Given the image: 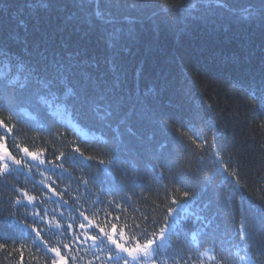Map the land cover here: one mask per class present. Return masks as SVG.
Listing matches in <instances>:
<instances>
[{
	"label": "trees",
	"instance_id": "trees-1",
	"mask_svg": "<svg viewBox=\"0 0 264 264\" xmlns=\"http://www.w3.org/2000/svg\"><path fill=\"white\" fill-rule=\"evenodd\" d=\"M77 2L51 0L54 6L45 9L35 6L37 0H0V50L14 60H35L41 52L61 59L71 54L96 63L100 71H108L111 60L121 74V94L145 102L165 118L171 117L172 131L166 137L156 133L155 139L149 141L154 129L147 122L133 117L120 127L124 142L135 148L138 160L128 158L127 175L123 159L117 165H109L111 171L106 175L127 183L129 176L137 174L133 169L138 167L142 187L135 189L132 201L125 199L121 208H116L108 205L111 196L101 195L100 186L89 184L86 190L77 182L79 177L96 173L98 160L103 159L108 165L109 147L115 135L111 127L90 112L73 113L70 109L65 112L83 132L74 129L65 118L52 113L46 115L31 107L0 112V120L6 121V125L0 124V144L17 158L23 159L20 149L28 148L43 150L46 160L56 163V155L71 152L74 147L93 157L85 160L77 154L78 163L64 164L70 174L56 170L59 178L50 166L46 171L44 166H37L38 162L30 161L31 171L22 169L13 172L8 183L0 181V237L18 238L17 230L22 225L15 220L9 222L10 213L16 219L33 222L31 206L27 216L26 209L9 207L13 185H22L32 190L33 195L39 191L43 198L37 201L35 211L51 213L56 208L52 200L44 203L47 189L40 183L41 180L47 183L46 177L51 176L57 190L66 191L64 198L70 201V207L59 209L64 213L65 227L74 222L73 207L78 205L102 222L116 223L118 229H123L126 240L136 236L142 242V229L153 231V220L158 222L157 231L163 226L161 208L173 197L180 198L184 190L183 184L174 183L176 174L187 173L191 167L199 169L192 178L200 190L208 192L202 181L210 173L214 181L212 188L220 196L213 198L209 208L205 207L208 203L205 196L177 210L176 226L170 230L167 242L157 249L156 264L186 261L187 264H241L239 257L244 247L257 264H262L264 222L258 209L264 205V127L261 126L264 109L253 103L250 93L264 66V27L258 19L246 18L244 11L258 0H223L225 7L206 5L203 0H84L82 8L76 6ZM178 3L184 4L192 16H206L208 22L188 23L186 27L185 16L169 11ZM97 5L117 18L138 17L134 35L122 33L115 47L109 48L107 32L111 26L101 25L96 19ZM118 26L128 27L126 23ZM5 63L6 57L0 54V65ZM186 75L191 79H185ZM128 127L132 133L127 131ZM213 128L218 129L224 167L238 172L236 179L243 185L241 198L229 194L230 178L218 170L215 157L201 153L189 140L197 133L206 134L211 140ZM165 142L169 158L160 161L166 167L164 179L157 182L152 171V165L157 162L155 149ZM177 188L181 191L177 192ZM98 199L103 202L93 203ZM145 216L150 218L147 225ZM137 224L141 225L140 229L135 228ZM241 224L245 241L238 238ZM40 227L45 228L42 238L52 244L71 242V233L65 240L47 230L46 225ZM34 236L32 233L19 240L24 245L23 257L19 244L13 251L14 244L9 239L7 249L0 250V264H50L45 259V250H37L39 240L34 242ZM94 251L87 244L70 248L68 264H100ZM72 256L76 257L75 261Z\"/></svg>",
	"mask_w": 264,
	"mask_h": 264
},
{
	"label": "snow or ice",
	"instance_id": "snow-or-ice-1",
	"mask_svg": "<svg viewBox=\"0 0 264 264\" xmlns=\"http://www.w3.org/2000/svg\"><path fill=\"white\" fill-rule=\"evenodd\" d=\"M203 3L225 7L223 0H203ZM35 6L47 9L54 5L51 0H37V5ZM76 6L82 8L84 0H78ZM144 7H148V5H144ZM169 11L185 16L186 27L188 23L197 21L208 22L206 16H192V13L182 3H178L174 9L170 8ZM244 11L247 13L246 18L258 19L261 26L264 27V0H258L257 4L251 5L250 8ZM95 17L101 25L111 26V30L107 32L109 48L115 47L122 33L129 36L134 35V25L138 21V17L134 16L117 18L110 12L101 11L98 5ZM189 17L191 19H188ZM125 23L128 25L126 29L118 26ZM21 24H23V21H21ZM0 54L6 57V63L0 65V112L8 110L11 113L17 109L31 107L46 115L48 113L63 115L69 109L73 113L84 112L87 114L90 112L94 114L106 126L111 127L115 134L114 141L109 147V161L108 165H105L103 159L98 160L96 173L87 178L79 177L77 182L86 190L89 184L100 186L98 191L101 195L108 193L111 196V199L107 202L109 206L115 205L116 208H121V202L125 199L132 201L135 189L142 187L140 176L138 175L139 168L133 169L137 174L129 176L127 183L114 177L109 179L106 175V173L111 171L109 165H117L122 159L124 160L125 174L127 175L129 168L128 158L138 160L135 148L124 142L120 127L127 125L133 117L138 121L147 122L154 129L153 134L148 137V140L151 141L155 139L156 133L164 137L169 135L172 131L169 123L171 117L165 118V116L158 113L145 102L121 94L119 90L121 74L114 67L111 60L108 61L109 70L100 71L99 65L96 63L80 60L77 56L71 54L67 58L61 59L58 56L50 58L44 52H41L35 60H24L22 58L14 60L9 58L8 53L3 50H0ZM185 79L191 78L186 75ZM251 88L250 95L253 103L264 109V66L261 67L259 81H254ZM0 124L6 125V121L0 120ZM261 126L264 127V123ZM127 131L132 133L133 130L128 127ZM177 131L179 130L177 129ZM212 131L211 140L206 134L201 136L198 133L195 138L190 136L189 140H191L192 144H195L196 149H199L201 153L207 152L215 157V164L219 166L218 170L224 171L230 178L228 181L230 185L229 194L235 198H241L240 190L243 185L236 179L238 172L235 170L228 171L224 167L217 136L218 129L213 128ZM197 141L201 142L198 143ZM167 148L168 145L165 142L160 143L155 149L157 162L152 165V171L155 174L153 178L157 182L164 179L163 170L166 165L160 163V161L169 158ZM20 151L24 154L23 159L17 158L4 144H0V181L8 183V177L13 172H19L22 169L31 171L33 163H30V161L38 162L37 166H44L46 171L50 166L53 174H57V169L61 172L69 173V169L64 164L69 162L78 163L77 154L85 160L93 159L91 156H85L79 147L72 148L71 152H60L55 156L56 163L52 160H46L43 150L30 151L28 148H21ZM201 159H203V156H201ZM194 171H199V169L193 170L189 167L187 173L178 172L176 174L174 183L184 185L181 197H173L170 203L165 204L161 208V211L164 212L162 218L163 226L159 227L158 231L156 230L158 222L155 220L152 223L153 231L149 233L147 227L142 229V235L144 236L142 242L137 241L136 236L126 240L123 229H118L116 223L102 222L95 214L92 216L88 215L86 210L81 209L78 205L73 207L74 222L68 223L65 227L63 223L64 213L60 212L59 209L70 207V201L64 198L67 195L66 191L57 190L55 181L52 180L51 176L46 177L47 183L45 180L40 182L47 189V194H44L47 199H44V203L46 204L49 200H52V203L56 205V208L51 213L35 211L38 207L37 201L43 198L39 191L33 195L31 194L32 190L22 185H13L8 202L9 207L24 208L27 216L29 215L27 209L31 206L33 211H31L30 215L33 222L28 223L23 218L16 219L15 215L10 213L7 220L9 222L15 220L16 223L22 225V228L17 230L18 238L0 237V250L7 249L8 240L11 239L14 244L13 251H16L15 245L19 244V240L35 233L33 241L39 240L37 250L39 251L40 248L45 250V259L46 261L50 260V264H68V259L66 258L69 254L68 250L77 246L82 247L85 244L89 245L90 249L95 250L93 255L97 261H100V264H145V261H149L150 264H156L157 249L161 247V244H157V241L163 242L166 240L170 230L176 226L175 217L177 210L183 208L189 202H196L205 196L208 198V203L205 207L209 208L214 203L213 198H219L220 196L219 191L212 188L214 181L210 173L206 174L202 181L208 187V192H202L192 178ZM165 191H167V188ZM176 191L180 192L181 190L177 188ZM53 197L58 199L53 200ZM102 202V199H98L93 203ZM75 213H78V216H75ZM258 213L261 221L264 222V205L259 206ZM149 219L148 216H145V225L148 224ZM75 220L80 222L77 224ZM40 225H46L47 230L54 231L55 234H59L65 240L67 239V234L71 233V242H66L62 245L59 242L57 244L50 243L46 238H42L45 228L40 227ZM135 228L140 229L141 225L137 224ZM238 238L240 241L246 240L243 224L240 226ZM23 250L24 245L19 244L21 257H23ZM72 260L75 261L76 257L72 256ZM239 260L243 261L244 264H252V261L246 260L245 256H240ZM185 264H187V261Z\"/></svg>",
	"mask_w": 264,
	"mask_h": 264
},
{
	"label": "rangeland",
	"instance_id": "rangeland-1",
	"mask_svg": "<svg viewBox=\"0 0 264 264\" xmlns=\"http://www.w3.org/2000/svg\"><path fill=\"white\" fill-rule=\"evenodd\" d=\"M58 116H60V117H62V118H65L66 120H68L69 121V123L71 124V126L74 128V129H76V130H78V131H80V132H83L84 130L76 123V122H74L72 119H70V115H69V113H66V112H64L63 113V115H58ZM167 240H168V238L166 239V240H164L163 242H160V241H157V244H164V243H166L167 242ZM241 256H245V258H246V260H251L252 261V264H257L249 255H248V253H247V251H246V248L244 247V253L241 255ZM241 262V264H244V262L243 261H240ZM149 263V261H145V264H148Z\"/></svg>",
	"mask_w": 264,
	"mask_h": 264
}]
</instances>
